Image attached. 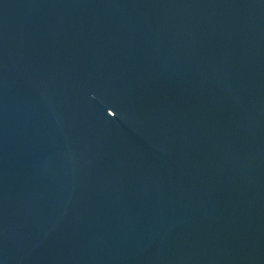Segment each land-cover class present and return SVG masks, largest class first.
<instances>
[{"label": "water", "instance_id": "obj_1", "mask_svg": "<svg viewBox=\"0 0 264 264\" xmlns=\"http://www.w3.org/2000/svg\"><path fill=\"white\" fill-rule=\"evenodd\" d=\"M0 264H264V0H0Z\"/></svg>", "mask_w": 264, "mask_h": 264}]
</instances>
